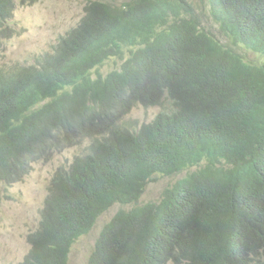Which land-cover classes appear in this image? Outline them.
Masks as SVG:
<instances>
[{
	"label": "trees",
	"instance_id": "trees-1",
	"mask_svg": "<svg viewBox=\"0 0 264 264\" xmlns=\"http://www.w3.org/2000/svg\"><path fill=\"white\" fill-rule=\"evenodd\" d=\"M16 1L37 0H0V41ZM83 12L51 52L0 70V180L90 140L86 171L53 179L21 264H67L112 202L191 167L158 203L103 227L87 264H264V0H87ZM109 59L121 63L92 77ZM137 105L160 110L123 125Z\"/></svg>",
	"mask_w": 264,
	"mask_h": 264
},
{
	"label": "rangeland",
	"instance_id": "rangeland-1",
	"mask_svg": "<svg viewBox=\"0 0 264 264\" xmlns=\"http://www.w3.org/2000/svg\"><path fill=\"white\" fill-rule=\"evenodd\" d=\"M101 1L119 5L127 0ZM86 3L87 0H37L32 4L16 1L10 17L3 24V28L11 29L12 34L10 35V30L2 32L0 70L8 69L14 63H34L44 53L51 52L58 38L79 22ZM202 21L207 27H211L213 32H219L218 24L207 9L203 12ZM222 41L227 43L226 39ZM241 53L245 54L243 50ZM247 55L250 59H257L251 52ZM119 64L118 61L117 65ZM113 67L114 63L108 62L99 68V72L106 74ZM159 110V107L137 105L124 115L121 123L138 129L143 123L150 122ZM89 142L90 140L84 139L78 145L56 153L48 161L34 163L30 174L11 185L0 180V264H19L22 260L29 248L27 234L39 225L40 211L55 169L71 162L74 155ZM186 173L182 171L171 176L156 175L146 185L139 203L158 201L163 190L175 184ZM131 207L114 205L99 217L92 232L73 243L68 264H86L94 248L97 234L107 220L120 208H127L128 211Z\"/></svg>",
	"mask_w": 264,
	"mask_h": 264
},
{
	"label": "clouds",
	"instance_id": "clouds-1",
	"mask_svg": "<svg viewBox=\"0 0 264 264\" xmlns=\"http://www.w3.org/2000/svg\"><path fill=\"white\" fill-rule=\"evenodd\" d=\"M83 14H84V12H83ZM83 16V15H82ZM82 18V17H81ZM81 18H80V20H81ZM79 20V21H80ZM214 20V19H213ZM215 21V20H214ZM79 23V22H78ZM77 23V24H78ZM217 23V22H216ZM76 24V25H77ZM218 24V23H217ZM75 25V26H76ZM74 26V27H75ZM73 27V28H74ZM219 27V26H218ZM211 28V27H210ZM72 29V28H71ZM70 29V30H71ZM218 30H219V28H218ZM219 33V32H218ZM218 33H213V34H217L218 35ZM251 52V51H250ZM252 53V52H251ZM2 60V54H0V61ZM108 62H113L114 63V67L113 68H111L106 74H104V75H107L110 71H113V70H116V65H117V60L116 59H109V60H107V61H105V63L103 64V65H105L106 63H108ZM120 62V61H119ZM121 63V62H120ZM102 65V66H103ZM119 65H117V67H118ZM101 67V66H100ZM100 67H98L97 69H95V70H93L92 71V77H94L95 75H96V71L97 70H99V68ZM101 73V72H100ZM26 124H28V122L26 123ZM14 129H12V128H10V129H5V131L6 132H10V133H12V131H13ZM83 141V140H82ZM81 141H79L76 145H78L79 143H80ZM76 145H69V146H64V147H60V148H57V147H53V148H50V149H48V150H44V151H38V156H36V157H32V158H30V159H28V161H27V165L29 164V166H30V170H29V172L27 173V174H24L23 176H27L28 174H30L31 173V171L33 170V164L34 163H37V162H39V161H48L49 159H51L56 153H58V152H60V151H62V150H65V149H69V148H72V147H74V146H76ZM86 146H87V144H84L83 145V148L78 152V153H76L75 155H74V157H73V159H72V161L71 162H69V163H66L65 165H60V166H58L56 169H55V171H54V173H53V175H52V177H51V179H50V182H49V186H48V193H47V195L49 194V188L51 189V184H52V181H53V179L55 178V176H56V174H57V172H61V173H63V174H68L69 172H72V171H76L79 167H80V165L82 164V167H83V170H84V172L86 171V165L84 164V162H82L81 160H77V159H80V158H83V154H84V152H85V148H86ZM195 167H191V168H188V169H185V170H183V171H186L187 173H186V175H184L182 178H180L179 180H181V179H183L184 177H186L190 172H192V171H195ZM180 173V172H179ZM178 174V173H177ZM157 175H162V174H157ZM173 175H175V174H173ZM23 176H22V178H23ZM156 175H154V177H155ZM164 176H171V175H164ZM153 177V178H154ZM152 178V179H153ZM151 179V180H152ZM148 184V183H147ZM146 184V185H147ZM174 185V184H173ZM172 186V185H171ZM171 186H168V187H171ZM146 187V186H145ZM145 187H144V190H145ZM168 187H166V188H168ZM165 188V189H166ZM164 189V190H165ZM163 190V191H164ZM143 193H144V191H143ZM143 193H141L139 196H138V198H137V200L136 201H133V202H125V201H114V202H112L110 205H109V207L107 208V209H105L102 213H100L96 218H95V220H94V222H93V225H92V228L88 231V232H86V233H84V234H82L81 236H79L77 239H79L80 237H82V236H84V235H86L87 233H89V232H92V230H93V227H94V225L96 224V222H97V220H98V218L99 217H101V216H103L108 210H110L114 205H122V206H132L131 207V209L130 210H128L127 211V208H120L112 217H111V219H109V220H107V222L105 223V225L103 226V227H107L111 222H112V220H114L117 216H120V217H122V218H124V219H126L127 221H128V219H127V216H129L134 210H136V209H138V210H141V208L142 207H144V206H146L148 203H158L159 201H160V199L158 200V201H150V202H146V203H139L140 202V198L142 197V195H143ZM162 194H163V192H162ZM47 195H46V197H47ZM45 197V198H46ZM161 197H162V195H161ZM45 198H44V201H45ZM111 199V198H110ZM44 206V205H43ZM43 208V207H42ZM42 210V209H41ZM40 219H41V211H40ZM40 221V220H39ZM129 222V221H128ZM38 227H39V225H38ZM37 227V228H38ZM103 227H102V229H103ZM36 228V229H37ZM36 229L35 230H33V231H30L28 234H27V237H28V235L29 234H31V233H34L35 231H36ZM102 231V230H101ZM100 231V232H101ZM100 232H99V234H100ZM99 234H97L98 236H99ZM27 237H26V240H27V243H28V246H29V248H28V251L26 252V254L24 255V257L22 258V260L19 262V264H21L22 263V261H24V259H25V257L28 255V253H29V251H30V249H31V244L29 243V241H28V239H27ZM76 239V240H77ZM75 240V241H76ZM74 241V242H75ZM73 245V244H72ZM94 246H95V244H94ZM72 247V246H71ZM70 250H71V248H70ZM93 250H94V248H93ZM93 250H92V252H93ZM92 252L90 253V255L92 254ZM69 253H70V251H69ZM69 253H68V257H67V264H68V259H69ZM90 255H89V257H90ZM89 257H88V260H89ZM88 260H87V263H88ZM86 263V264H87ZM168 264H170V263H168Z\"/></svg>",
	"mask_w": 264,
	"mask_h": 264
}]
</instances>
